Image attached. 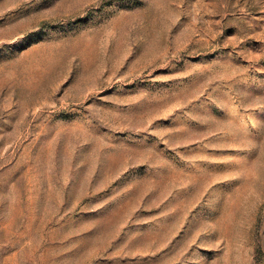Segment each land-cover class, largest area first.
Instances as JSON below:
<instances>
[{"label": "rangeland", "instance_id": "1", "mask_svg": "<svg viewBox=\"0 0 264 264\" xmlns=\"http://www.w3.org/2000/svg\"><path fill=\"white\" fill-rule=\"evenodd\" d=\"M0 264H264V0H0Z\"/></svg>", "mask_w": 264, "mask_h": 264}]
</instances>
